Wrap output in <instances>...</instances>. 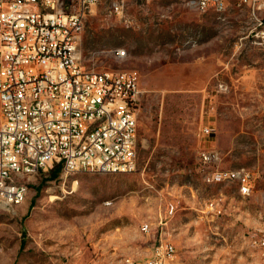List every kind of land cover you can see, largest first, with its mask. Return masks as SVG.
<instances>
[{
	"label": "rangeland",
	"instance_id": "374dc122",
	"mask_svg": "<svg viewBox=\"0 0 264 264\" xmlns=\"http://www.w3.org/2000/svg\"><path fill=\"white\" fill-rule=\"evenodd\" d=\"M61 1L69 11L78 2ZM111 4L88 13L81 62L138 72V167L65 174L56 163L26 177L21 204L0 201V264H145L163 227L176 264H264V25L237 4L127 0L122 16ZM207 125L218 155L205 166ZM230 168L252 173L250 194L206 180Z\"/></svg>",
	"mask_w": 264,
	"mask_h": 264
},
{
	"label": "built area",
	"instance_id": "2783aa9c",
	"mask_svg": "<svg viewBox=\"0 0 264 264\" xmlns=\"http://www.w3.org/2000/svg\"><path fill=\"white\" fill-rule=\"evenodd\" d=\"M101 0H78L66 10L61 0H0V201L17 205L26 198L25 178L54 164L65 174L132 172L139 162L138 106L141 81L134 70L87 69L80 40L88 13ZM127 0H111L124 14ZM203 11L247 7L257 25L264 0H191ZM264 33V32H263ZM121 55L125 52H120ZM199 159H217L213 126L200 130ZM208 182L231 181L248 195L255 186L245 168L213 170ZM216 201L208 207L220 212ZM167 215L161 217L164 226ZM145 232L150 225L144 223ZM163 227L160 242L145 264H173L176 245ZM163 234L165 236H163ZM264 243V242H263Z\"/></svg>",
	"mask_w": 264,
	"mask_h": 264
},
{
	"label": "bare ground",
	"instance_id": "6f19581e",
	"mask_svg": "<svg viewBox=\"0 0 264 264\" xmlns=\"http://www.w3.org/2000/svg\"><path fill=\"white\" fill-rule=\"evenodd\" d=\"M24 200H25V198H18L17 199V205L21 204Z\"/></svg>",
	"mask_w": 264,
	"mask_h": 264
},
{
	"label": "trees",
	"instance_id": "16d2710c",
	"mask_svg": "<svg viewBox=\"0 0 264 264\" xmlns=\"http://www.w3.org/2000/svg\"><path fill=\"white\" fill-rule=\"evenodd\" d=\"M57 169H58V173H59V171L61 170V165H60V167H58Z\"/></svg>",
	"mask_w": 264,
	"mask_h": 264
},
{
	"label": "crops",
	"instance_id": "0c3cea01",
	"mask_svg": "<svg viewBox=\"0 0 264 264\" xmlns=\"http://www.w3.org/2000/svg\"><path fill=\"white\" fill-rule=\"evenodd\" d=\"M173 264H176V262H173Z\"/></svg>",
	"mask_w": 264,
	"mask_h": 264
}]
</instances>
